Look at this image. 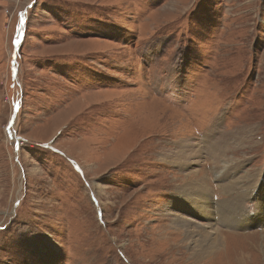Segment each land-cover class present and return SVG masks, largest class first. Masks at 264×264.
Segmentation results:
<instances>
[{"label": "rangeland", "instance_id": "obj_1", "mask_svg": "<svg viewBox=\"0 0 264 264\" xmlns=\"http://www.w3.org/2000/svg\"><path fill=\"white\" fill-rule=\"evenodd\" d=\"M218 121L256 128L264 182V0H0V264H264V225L217 219L206 260L160 242L192 178L233 194L160 159Z\"/></svg>", "mask_w": 264, "mask_h": 264}, {"label": "bare ground", "instance_id": "obj_2", "mask_svg": "<svg viewBox=\"0 0 264 264\" xmlns=\"http://www.w3.org/2000/svg\"><path fill=\"white\" fill-rule=\"evenodd\" d=\"M216 123L217 126L210 127L200 142L192 137L172 142L170 148L160 156L164 163H169L176 169L184 171L188 178L200 173L199 167L205 164L204 157L208 156L207 159H210L209 163L212 166L211 172L216 181L223 184L226 194L233 193L226 204L221 201L216 202L215 205L214 199H211L212 187L209 185L208 174L200 176V179L195 181L192 178V181L188 182L186 186H180L179 198L181 202H177L178 204L173 209L171 206L166 208V214L171 216L169 220L172 222L173 229L176 230L171 233L179 234L180 237L176 236V240H173L169 233L164 231L167 236L160 241L170 246L168 254L176 250L181 253L182 248H187L191 258L197 260H206L217 254L221 250V246L226 243V236H228L219 228L217 219L227 228L241 230L251 226L264 225V193L260 195V192L264 190V182L260 181L263 174L261 175L260 171L257 175L246 171L244 169L245 161L236 156L238 150L246 148L247 143L251 144L254 141L257 134L256 128L249 126L238 129L232 134L222 129L221 121ZM242 171L243 173H240ZM235 195L242 197L254 195L256 202L258 201V204L256 203L258 210L261 212L246 214L244 199L242 198V205L240 206L238 202L234 203L233 201ZM163 211L165 212V210ZM190 215L199 220L195 221ZM173 241H179L181 244L172 247ZM227 246L228 243L225 247L227 248ZM244 258L245 256H242V259ZM238 264L241 263L238 262Z\"/></svg>", "mask_w": 264, "mask_h": 264}, {"label": "snow or ice", "instance_id": "obj_3", "mask_svg": "<svg viewBox=\"0 0 264 264\" xmlns=\"http://www.w3.org/2000/svg\"><path fill=\"white\" fill-rule=\"evenodd\" d=\"M23 22V21H22Z\"/></svg>", "mask_w": 264, "mask_h": 264}]
</instances>
